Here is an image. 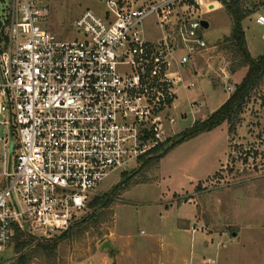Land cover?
I'll list each match as a JSON object with an SVG mask.
<instances>
[{
	"label": "built area",
	"instance_id": "built-area-1",
	"mask_svg": "<svg viewBox=\"0 0 264 264\" xmlns=\"http://www.w3.org/2000/svg\"><path fill=\"white\" fill-rule=\"evenodd\" d=\"M104 3L76 17L71 38L46 27L48 0H10L0 20V251L16 226L67 230L105 177L176 134L178 89L195 87L187 68L209 47L202 20L213 2ZM147 16L156 37H145Z\"/></svg>",
	"mask_w": 264,
	"mask_h": 264
},
{
	"label": "rangeland",
	"instance_id": "rangeland-1",
	"mask_svg": "<svg viewBox=\"0 0 264 264\" xmlns=\"http://www.w3.org/2000/svg\"><path fill=\"white\" fill-rule=\"evenodd\" d=\"M48 1L50 15L45 25L60 38L76 35L73 22L84 9L90 8L101 14L106 8L104 0ZM137 1L140 3L145 0ZM208 1L213 2L211 7L214 9L206 14L209 25L203 34L210 49L197 59L195 66L196 72L200 74L206 72L203 66L207 67V77L219 88L210 87L203 92V100L207 99V103L209 100L212 103L202 106L201 111H205L195 113V120L207 117L205 112L212 104L228 93L224 89L221 69L230 77L233 68L237 69L241 61L233 42L227 38L232 23L226 6L218 0ZM9 2L10 0H0V20L4 17ZM240 2L246 15L242 24L247 48L256 57L264 53V25L255 23L258 14L264 15V0ZM153 23V16H147L143 21L147 38L156 37L160 33ZM244 68L247 70V66ZM188 69L189 78L192 76H189ZM238 79V75H233L229 83L235 86ZM195 89L196 86L193 90ZM192 118L191 115L186 118V114H182L176 124L175 133L188 128ZM5 133L0 126V136ZM226 152L227 160L223 166L197 182L198 178L215 170L224 160ZM132 166L133 163H129L125 167ZM146 169L147 166L137 163L133 168L114 171L105 177L90 194L78 222L65 232L57 233L63 236L52 251L46 250L48 243H52L50 239H46L42 241L44 247L35 245L34 240L16 253L14 238L0 251V264H112L109 257L113 230L115 233L128 231L138 242L147 238L157 239L153 232L158 228L159 206L167 203L162 201L163 198L167 195L169 197L174 190L188 189L196 182L194 192L199 218L206 225L213 222L217 226L231 227L232 231L235 227L232 224H244V233L240 241L235 243L238 248L233 251L235 256L232 262L264 264L258 246L256 249L254 243L249 242L250 237H255L257 242L264 239V78L251 91L232 131H229V123L223 122L210 131L179 143L156 166ZM124 172L131 177V180H125L131 183L127 189H123V183H120ZM187 199L188 195L183 192L182 200ZM141 229L146 233H140ZM106 242L108 244L104 245ZM20 255L24 257L18 263L16 258Z\"/></svg>",
	"mask_w": 264,
	"mask_h": 264
},
{
	"label": "crops",
	"instance_id": "crops-1",
	"mask_svg": "<svg viewBox=\"0 0 264 264\" xmlns=\"http://www.w3.org/2000/svg\"><path fill=\"white\" fill-rule=\"evenodd\" d=\"M209 49L210 47L202 55L197 56V59L203 57ZM197 59L188 67L190 69L189 76H192L190 78L195 82L196 89H178V97L173 108L175 115L186 114L187 118L186 112L189 111V103L194 99L198 101L196 109H193L194 115L191 114V118L193 116L195 118L191 119L188 126L196 119L197 112L203 113L205 111H201L202 106L212 103L210 100L209 103H207V99L206 101L203 100L205 97L203 92L210 87L213 89L219 88L207 77V67L203 66L205 73L196 72ZM244 67L241 66L231 71L230 77L233 75H238L239 77L235 84L240 82V79L244 76L246 72ZM229 95L230 93L228 92L218 98L217 102L212 104L205 114H210L218 108ZM226 160L227 152L224 160L216 166L215 170L198 178L197 182L202 181L219 167H222ZM196 183H191L192 185L188 189L174 190L169 197L167 195L163 198L162 201L167 203L159 206L158 228L153 232V236L157 237L159 243H157L155 238L156 243L154 246L153 241L155 239L147 238L138 242L128 231L126 233L123 231L115 233L113 230L110 239L111 256L109 257L112 260V264H235L232 262L234 260L233 256H235L233 251L238 248L235 243L240 241V237L244 233V224H232V226H235L232 231L230 230L231 227L217 226L213 222L206 225V222L199 218L198 202L194 192ZM183 192L188 195L187 200H182ZM201 223H204V228L193 229V226ZM140 233L145 234L146 231L141 229ZM176 240H181L183 244ZM251 241L256 249L258 246V252L264 258V239L257 242L255 237H250L249 242ZM240 243L242 244V242ZM183 246L184 250H182Z\"/></svg>",
	"mask_w": 264,
	"mask_h": 264
},
{
	"label": "trees",
	"instance_id": "trees-1",
	"mask_svg": "<svg viewBox=\"0 0 264 264\" xmlns=\"http://www.w3.org/2000/svg\"><path fill=\"white\" fill-rule=\"evenodd\" d=\"M220 3L226 6L228 13L231 18V30L228 35V39L233 42L235 48L241 56L240 66H247V70L240 80L236 83L235 89L228 98L214 111L207 115L204 119L195 120L188 128L179 131L174 134L172 137L167 138L166 140L159 142L155 147L150 149L146 154L142 155L138 159V164L142 163L144 166H147V169L154 167L158 164L159 160L173 149L179 143L188 140L198 134L210 131L213 128L219 126L223 122L229 123V131H232L237 118L241 111L243 110L251 91L256 88L264 78V53L259 56H252L250 51L247 48V41L245 37V31L243 28L242 21L245 18L244 10L241 7L240 0H218ZM235 68H233L234 70ZM122 180L120 181L121 185L123 183V189H127L130 186L129 175H126V172L122 174ZM125 182V183H124ZM137 181L134 183L136 184ZM132 184V185H134ZM199 187L197 184L196 188ZM105 199V198H104ZM107 203V201H105ZM75 221L73 223L76 224ZM72 227V226H70ZM69 227V228H70ZM68 228V229H69ZM64 230L63 232H65ZM62 232V233H63ZM63 235L53 234L49 236L39 235L27 228L22 229L18 226L15 227V232L12 236V239L15 238V252L18 253L21 248L26 245L31 244L35 240V245L39 247H44L42 241L50 239L52 243H48L46 250H53ZM11 239V240H12ZM45 250V249H43ZM24 256H18L17 262Z\"/></svg>",
	"mask_w": 264,
	"mask_h": 264
},
{
	"label": "water",
	"instance_id": "water-1",
	"mask_svg": "<svg viewBox=\"0 0 264 264\" xmlns=\"http://www.w3.org/2000/svg\"><path fill=\"white\" fill-rule=\"evenodd\" d=\"M202 24L205 26V27H208V21L207 20H205V19H203L202 20ZM235 234V233H234ZM108 243L106 242V243H104V245H107Z\"/></svg>",
	"mask_w": 264,
	"mask_h": 264
}]
</instances>
